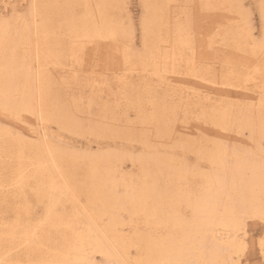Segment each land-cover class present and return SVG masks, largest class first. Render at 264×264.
Returning a JSON list of instances; mask_svg holds the SVG:
<instances>
[{
    "label": "bare ground",
    "instance_id": "obj_1",
    "mask_svg": "<svg viewBox=\"0 0 264 264\" xmlns=\"http://www.w3.org/2000/svg\"><path fill=\"white\" fill-rule=\"evenodd\" d=\"M6 1L0 264H264V0Z\"/></svg>",
    "mask_w": 264,
    "mask_h": 264
},
{
    "label": "rangeland",
    "instance_id": "obj_2",
    "mask_svg": "<svg viewBox=\"0 0 264 264\" xmlns=\"http://www.w3.org/2000/svg\"><path fill=\"white\" fill-rule=\"evenodd\" d=\"M4 1H6V0H3V2L0 4L1 6H3L2 4L4 3ZM18 1L19 2L15 3V5H18L20 7V9L26 11L28 8V0H22V1L18 0ZM241 1L244 4L245 9L250 10L252 12L251 13V19H252L253 26L255 27V31L257 33L260 26H261V24H260L261 22H260V17H259L258 11H257L256 0H241ZM127 8L129 10V12L131 13L133 20L136 24V27L138 29L137 47L141 48L140 21H141V18L143 16V8L141 5V0H127ZM131 116H133V115H131ZM189 126H193L192 130L195 132L197 131L198 133L200 132V135H203L205 133V132L197 129L196 124L194 122L189 124ZM53 132L57 133V129L55 127L53 128ZM184 132H186V131H184ZM181 135L184 137L187 136L185 133H183ZM191 138L197 139L198 136L192 135ZM63 144L67 147L75 148V149L81 150V151H84V150L96 151V149H97V143L95 140L90 139V138H85V137L73 136V135H69V134H64ZM190 159L193 160L194 158L192 156H190ZM128 170H130V169L128 168ZM261 229H262L261 224L249 223V236H248L249 249H248V252H247L246 257H245V259H246L245 264H260V263L262 264L260 254L257 250L256 245H255L256 240H257L258 236L260 235ZM250 247H251V249H250Z\"/></svg>",
    "mask_w": 264,
    "mask_h": 264
},
{
    "label": "snow or ice",
    "instance_id": "obj_3",
    "mask_svg": "<svg viewBox=\"0 0 264 264\" xmlns=\"http://www.w3.org/2000/svg\"><path fill=\"white\" fill-rule=\"evenodd\" d=\"M261 15L264 16V4L261 5ZM260 248L264 250V239L260 240Z\"/></svg>",
    "mask_w": 264,
    "mask_h": 264
}]
</instances>
